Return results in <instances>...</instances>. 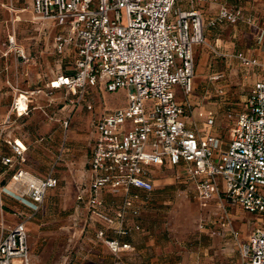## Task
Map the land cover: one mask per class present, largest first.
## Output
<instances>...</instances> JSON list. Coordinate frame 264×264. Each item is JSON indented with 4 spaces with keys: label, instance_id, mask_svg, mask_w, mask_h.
I'll return each instance as SVG.
<instances>
[{
    "label": "built area",
    "instance_id": "1",
    "mask_svg": "<svg viewBox=\"0 0 264 264\" xmlns=\"http://www.w3.org/2000/svg\"><path fill=\"white\" fill-rule=\"evenodd\" d=\"M31 1L33 19L51 21L57 28L53 53L61 56L66 47L73 52L70 72L56 76L45 88L71 94L75 101L69 100L70 104L82 101L91 88L125 90V105L95 121V139L87 163L90 180L85 203L89 214L113 234V238L105 239L103 231L96 233L113 264H120L121 252L131 250L119 238L139 230L137 224L124 227L126 218H138L151 206V165L181 169L184 178L193 183V198L200 206L217 198L259 218L237 250L240 264H264V82H256L248 90L244 108L233 119L225 144L210 135L198 136L180 119L191 92V48L204 44L197 6L206 0H184L187 9L177 7V0ZM242 20L238 7L220 3L206 26L235 25ZM257 42H264V30ZM6 48L22 63L28 62L13 37H7ZM224 56L237 60L242 68L264 69V64L240 52ZM175 88L184 98L182 103L175 99ZM39 92H19L11 110L18 116L26 114L28 97ZM215 93L222 91L216 88ZM85 109L90 111L91 106L87 104ZM206 122L211 124L210 119ZM62 124L66 126V122ZM8 145L12 156L0 157V168H10L15 158L22 161L23 148L16 142ZM10 180L19 187L12 195L31 213L39 208L46 191L56 186L51 169L43 177L17 170ZM104 191L121 197L113 215L103 211L100 194ZM75 200L81 202L83 193L79 192ZM215 223L218 230L236 239L237 232L231 229L224 212ZM26 238L23 221L8 228L0 238V264H28Z\"/></svg>",
    "mask_w": 264,
    "mask_h": 264
},
{
    "label": "crops",
    "instance_id": "2",
    "mask_svg": "<svg viewBox=\"0 0 264 264\" xmlns=\"http://www.w3.org/2000/svg\"><path fill=\"white\" fill-rule=\"evenodd\" d=\"M236 1V5H228L225 0H206L197 6L203 22L204 40L209 42L212 49L221 56L216 70L208 62L204 69L202 63L205 64L206 61V49L201 45L192 46L193 75L198 64L201 63L203 85L201 87L197 85L193 91L191 90L190 93H193L194 96H192L190 104L186 99L188 108L180 118L186 127L193 129L198 136L210 135L216 137L222 144L228 140L233 119L244 108L248 90L256 82H264L263 68H242L237 60L224 56L240 52L246 57L254 58L260 64H264V42H257V38L264 30V0ZM183 2V9H187V4L184 0ZM220 3L228 7H238L242 12L243 20L235 25L224 23L215 28L207 27L206 22L213 16ZM31 4V0H0V157L12 156L8 145L12 142H16L23 148L20 155L22 161L15 158L10 168H0V199H2L4 207L11 210L12 213L25 216L23 224L27 236L28 263L31 251L28 241L29 230L32 228L31 222L35 220L34 217L41 209L43 201L39 208L31 213L23 204L24 202L16 200L12 195V192L19 187L10 180V175L17 170H22L31 176L43 177L50 171L47 167L52 162V152H55L59 146L61 154L65 155L68 152V149H64L63 143L59 145L60 127L63 121L61 116L65 107H61V102L58 99L63 90L47 89L45 86L56 76L70 72L73 59V52L69 47L65 48L61 56H56L53 53L52 39L57 33V28L51 21H46L44 25L31 23ZM7 16H10L9 20ZM248 18L249 22L246 21ZM228 27L232 29L229 32L226 31ZM10 33L15 39V44L22 49L24 56L28 59L27 63H22L6 48V39ZM194 58H197V64H195ZM66 65H70V67L67 68ZM216 75L221 76L220 79L223 78V82L227 80L231 88L226 89L225 85H217L211 89L210 85L218 80L210 79ZM216 88L221 89L220 95L215 93ZM34 90L40 92L28 97L26 114L16 115L11 110L12 100L19 92L28 93ZM176 92L180 94L178 88H175ZM176 101L183 102L181 99H176ZM54 108H58L54 113L57 118H50L47 121V112ZM228 114L230 118L226 117ZM208 119L211 120V124H207ZM224 129H227L226 137H222ZM94 139L95 136L91 140V148ZM158 167L170 168L166 165H151L149 167L148 179L153 188L152 203H157V199L155 200L154 197L158 195L153 185L155 179L152 168ZM49 169H51L52 175V167ZM170 169L175 172L174 178L180 179L181 184L186 185L191 191V199L195 202L193 183L184 178L181 169ZM89 180L90 173L87 165L86 182L71 188V197L79 205L83 215L82 219L88 221L87 227L89 228L87 245L70 249V253L75 255L73 264H113V258L108 257L107 260L100 256L99 249L95 246L98 231H103L105 239L113 238V234L107 230L103 222L89 214L85 203ZM54 188L47 190L45 196ZM79 192L83 193L81 202L75 200ZM100 198L103 202V211L108 215H113L121 197L104 191L100 194ZM224 206L228 208V213L223 209ZM200 207L198 205L199 224L202 222L203 228L199 229L198 227L196 231L183 233L174 238V242L172 238L163 240L155 236L153 231L155 225L151 220L153 214L148 212V209L141 211L138 218H126L124 227L131 228L137 224L139 230L130 231L126 236L119 238L120 242L127 243L131 247L130 251L119 254L120 264H229L230 262L233 264V260L234 264H237L238 243L236 239L234 240L227 233L218 230L215 223L219 217L223 216L224 212L231 229L236 231L235 223L238 219L230 210L237 207L220 202L217 198H213ZM202 211L204 213L201 217L200 212ZM211 215L214 216L213 221L209 220ZM212 230H214V234H211ZM98 241L103 245L101 248L112 257L102 241L100 239ZM225 244L229 247H225ZM66 251L67 248H63L61 239L54 248L44 246L40 252L42 256L39 257L38 264H46L48 256L51 254L54 256V261H51V264H64L63 255L69 254Z\"/></svg>",
    "mask_w": 264,
    "mask_h": 264
},
{
    "label": "rangeland",
    "instance_id": "3",
    "mask_svg": "<svg viewBox=\"0 0 264 264\" xmlns=\"http://www.w3.org/2000/svg\"><path fill=\"white\" fill-rule=\"evenodd\" d=\"M225 2L228 5H236L237 3L236 0H225ZM183 5V0H177V7L183 9ZM7 19L9 20L10 16H7ZM45 22L34 20L33 16L31 18V23L34 24L44 25ZM231 30L230 27L226 29L227 32ZM10 36L13 37L12 33H10ZM13 40L15 41L14 37ZM203 42L204 44H201V46L207 51L205 64L202 63L203 68H206V63L208 62L216 70L221 55L212 49L209 42H205L204 36ZM15 45L18 49H21L17 44ZM194 61L195 64L198 63L197 58H194ZM65 67L68 68L70 65H66ZM202 71L203 69L200 63L191 79L190 87L192 91L197 85L200 87L203 85ZM217 85H225L226 89L231 88L227 80L223 82V78L210 85V87L212 89ZM192 96H194L193 93H190L186 97L189 104L193 98ZM175 98L184 99L177 92L175 93ZM69 100L74 102L75 97L71 94H66L64 91L61 92L58 101L61 102V107H65L61 117L67 124L64 127L62 124L63 121L61 122L59 145L63 143L64 149H68V152L65 155L63 153L61 154V148L59 146L51 154L53 159L47 169L50 170L49 168L52 167V175L57 179V186L54 190L46 194L41 209L36 213L35 220L31 222L32 228L29 230L28 239L31 251L28 264H38V259L42 256L40 254L42 248L44 246L54 248L60 239L63 248H67L66 252L69 253L63 255L65 259L64 264H73L75 262V255L70 253L72 247H85L87 245V236L89 233V228L87 227L88 221L82 219L83 215L78 207L79 205L71 197V188L77 184L86 182L87 160L91 149V140L95 136V131L93 130L95 121L105 112L112 111L125 104V90L118 89L113 92H105L100 87L91 88L87 90L84 99L78 104H70ZM87 104L91 106L90 111L85 109V105ZM58 108L47 112V121L50 118H57L54 116V113L55 109ZM226 131L227 129L222 131V137L227 136ZM152 170L155 179L153 185L158 194L154 199H157V203H152V206L147 209L148 212L153 214V218L151 219L155 225L153 231L156 237L163 240L164 238L165 240H171L172 238L174 242V238L179 237L181 234L193 232L198 229L199 204L197 201L194 202L191 199V191L188 190L187 186L181 184L180 179L177 180L174 178L175 172L173 169L158 167L152 168ZM223 209L228 213L227 207L224 206ZM230 211L238 219L235 223V229L237 231L236 242L242 244L246 241L248 234L253 228L258 225L260 219L244 213L239 208H232ZM203 213L204 211L200 212L201 217ZM24 217V215L12 213L11 210L5 208L2 199H0V238L9 227L19 221H23ZM209 217V220L213 221L214 216L211 215ZM95 246L99 249L100 256L105 257L107 260L108 257L112 259L101 248L103 245L98 239H95ZM225 247L229 246L226 245ZM53 257V254L49 255L46 264H51V261H54ZM51 258L53 259L51 260ZM236 258L237 264H240L241 258L239 252ZM232 263L234 264V260Z\"/></svg>",
    "mask_w": 264,
    "mask_h": 264
},
{
    "label": "trees",
    "instance_id": "4",
    "mask_svg": "<svg viewBox=\"0 0 264 264\" xmlns=\"http://www.w3.org/2000/svg\"><path fill=\"white\" fill-rule=\"evenodd\" d=\"M69 73V72H68Z\"/></svg>",
    "mask_w": 264,
    "mask_h": 264
}]
</instances>
